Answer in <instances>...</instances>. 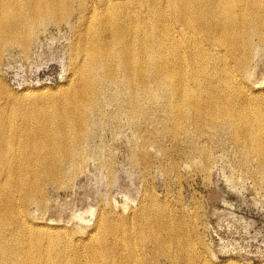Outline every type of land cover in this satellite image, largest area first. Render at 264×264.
<instances>
[{
  "label": "rangeland",
  "instance_id": "obj_1",
  "mask_svg": "<svg viewBox=\"0 0 264 264\" xmlns=\"http://www.w3.org/2000/svg\"><path fill=\"white\" fill-rule=\"evenodd\" d=\"M127 1L78 0L70 18L50 21L34 33L28 52L10 46L0 60L1 117L17 125L19 136L31 135L30 128L52 114L55 130L62 123L70 126L69 134L59 132L60 147L64 138H81L74 143L77 173L45 185L44 202L38 200L43 204L29 205L30 230L8 228L7 234L30 238L31 249L28 242L25 248L8 242L4 257L14 254L18 264H31L29 254L46 234L56 238L49 250L62 254L63 264H264V163L253 147L255 125L244 122L247 115L264 116V28L253 14L243 15L241 30L230 28L224 2L200 26L176 20L182 12L191 15L183 0L177 3L183 11L174 0H141L143 5L134 7L150 14L152 29L137 34L159 41L160 48L143 79L121 67L115 52L107 71L106 62H93L91 51H80L83 34L96 44L103 11L121 9ZM218 20L226 27L213 33ZM236 31L247 35L252 47L243 71L241 54L228 50ZM124 46L121 41L117 49ZM161 63L169 68L160 69ZM79 67L98 83L86 108ZM31 140L43 144L38 136Z\"/></svg>",
  "mask_w": 264,
  "mask_h": 264
},
{
  "label": "bare ground",
  "instance_id": "obj_2",
  "mask_svg": "<svg viewBox=\"0 0 264 264\" xmlns=\"http://www.w3.org/2000/svg\"><path fill=\"white\" fill-rule=\"evenodd\" d=\"M76 1L78 0H0V60H2V58L4 57L5 50L8 49V47L10 46L11 47L16 46L22 49L24 52H28V50H30L29 48L31 47L30 45L32 43V39H33L32 37L34 33L38 32L41 27L45 26L50 21H54V22L64 21L65 19L70 18L72 14L74 13V9H75L74 3ZM84 1L86 2V0ZM178 1L179 0H174L173 5L175 6V8L181 9V7L177 6ZM202 1L203 0H183V4H182L183 10L188 11L189 13H191V15L187 16L184 14V12H182L180 15L176 17V20L178 21L186 20V21H189L191 25L194 21H198V24L200 26L201 25L206 26L207 23L211 21V19L209 18V16H211L210 14L215 13V10L217 9V5L220 4L221 2H224L226 4V7H224V10H223L224 14L230 18L232 17V22L229 23L230 28H237L241 30V27H243V23H242L244 19L243 15L245 14L246 15L253 14V16L255 15L256 24L257 25L259 24L261 28H264V0H216V1L208 0L209 5L206 8ZM140 2L142 1L141 0H128L125 6H123V8L121 9L118 7H114V10L110 12L107 10H104L103 14L100 15L99 19L97 20L101 24V31H99L98 34H96V37H97L96 44L89 43L87 35L83 34L82 44L80 46L81 53L83 52V54L84 53L86 54V52L91 51L92 61L97 62V63L99 62V64H102V65L104 62H106L107 67L105 68V70L107 69L108 71L111 68L109 67V64L114 63L113 55L115 52V57L119 58L121 67L128 69V71L134 74L136 72H140V74L143 76L142 78L145 79L144 77H146L148 73L147 69H151L152 67L150 65V61L156 59L157 54H159L157 53V51L160 50V48L158 46L159 41L152 40L148 42L145 37L143 38L142 36L137 34L139 31L141 32L144 31V33H141V34L145 36V34H149L150 30L152 29V25H151L152 20H151L150 14H146V13L141 14L138 11H136V7H134L138 4L139 5L142 4ZM205 2H207V0H205ZM92 3H93V0H92ZM164 3H168V2H164ZM149 6L151 7V5ZM140 8L142 10V7ZM237 8L239 9V12H236ZM162 15L164 16V21L170 22L171 18L168 13L164 12ZM218 21L219 22L213 24V28H214L212 29L213 33L220 31L224 27H226V25L222 21L220 20ZM86 28L88 27L86 26ZM252 30H253V27L251 28V31ZM237 33L239 34V36L243 34V33H240L239 31L238 32L236 31L235 34L231 33L232 34L231 40H234L233 41L234 45L231 47V44H230L228 47L229 48L228 50H230V52L232 53L239 52L241 54L238 61H239L240 70L243 71L249 65V60H250L249 58L252 56L251 55L252 47H251V44L249 43V40L247 39L248 38L247 35L246 36L242 35L240 36V39H238ZM263 33H264V29H263ZM94 35L93 37H95ZM176 38L178 39V37ZM121 41H125V46L123 49L121 48L117 49V44ZM165 49L171 52L172 48L167 47ZM116 53H117V56H116ZM236 54L238 55V53ZM84 56L86 57L87 55H84ZM183 56H184V53H183ZM230 56L233 57V54ZM136 58L138 59L142 58L143 61L137 62ZM81 65H78V66H81ZM158 65L160 69L165 70L169 68L167 63H161ZM78 78H79L78 80L79 88L78 89L84 90L86 89V87L83 89L82 86H87L86 97L83 100V107L86 108L93 101L92 100L93 96L98 93V88H97L98 83H95L94 80H91V78L88 76L87 68H84V67L81 70L80 76ZM247 93L249 92L247 91ZM25 94L26 93H24L23 95ZM70 94H73V93H70ZM64 95L65 94H63V96ZM47 103L49 104V102ZM47 103L44 104V106H40V107L41 108L45 107ZM35 105H38V104L35 103ZM35 105H34V109L38 108ZM136 110L137 109H135L134 111L136 112ZM4 111H5V108L2 105H0V126L3 127V131H0V176L5 177V182L3 184L2 183L0 184V213H1V216H0V264H18L17 263L18 260L13 259L15 257L14 254H10L5 258L3 255L4 254L3 250L7 248L8 242H10V244L15 243L18 245H23L24 248L27 246V242H28L29 248H30L31 239L30 238L26 239L25 237L20 238L12 234H7L8 228H11L10 226L16 225V226L25 227L27 229L29 227V230H30L31 226L29 225V222H28L27 211L31 203L33 204L35 201V204H36L38 200L39 201L43 200L42 197L45 194L44 193L45 185L47 187L48 182L50 183V182L58 181L59 183L63 174L64 175L70 174L69 176L72 179L73 176L71 175L78 169L77 165H79V164H76V161H75L76 153L74 151L75 150L74 143L78 139L81 140V138H78L77 140H69V139L64 138L63 143H62L63 146L60 147V145H58L57 143L59 132L62 135L69 134L70 126H68L67 123H62L59 126L60 130L59 131L55 130L53 127L54 118L49 117L50 115L52 116V114H48V117L44 116L43 118L44 124H41L40 126L36 125L35 127L30 128L31 135L19 136L18 134L21 133V130L17 131V128H18L17 125H12L7 119H4L1 117ZM23 119L24 118H22V120ZM78 119H79V122H77V126L79 127V130H80L83 126V120L80 117ZM209 121H211V124L215 123L213 119ZM244 122H247V124L253 123L255 125L254 130H255L257 139L253 147L257 149L258 153L261 155L262 163H264V116L263 114L259 113L255 117L254 120H249L248 115H247L244 118ZM243 133L245 134L243 136L247 137L246 131H244ZM33 136L40 137V140H43V144H40V146L38 147V144L31 140ZM61 149L63 151H61ZM7 152H10V155H11L9 159L6 158V156L8 155ZM21 152H22V155L20 154ZM17 155H20L21 157ZM75 173H77V171ZM17 193H20V194L18 195ZM19 200H20V203H19ZM21 201L23 202V204H21ZM38 203H41V202H38ZM32 204L30 206H33ZM14 217L16 218L15 220L12 219ZM51 238L49 237V235H46V234H42V236H39L41 245L38 248L33 249L32 256L29 254V258L32 260L30 261L31 264H51V263L63 264L64 256L62 254H56L54 251L50 253V250H49L50 240L53 243L56 242V238H53V239ZM148 241H150V239ZM160 244H157V245H160ZM147 246L149 245L147 244ZM118 247L121 248L119 244H118ZM156 247L158 248V246ZM133 248H134V244H133ZM161 252H163V250ZM23 254L25 255V257H27V254L25 251L23 252ZM163 254L164 253H162V256ZM162 256L160 255L161 258ZM148 258L150 260V258L152 257H148ZM123 262H126V261H123ZM138 264H142V263H138ZM173 264H174V261H173Z\"/></svg>",
  "mask_w": 264,
  "mask_h": 264
}]
</instances>
